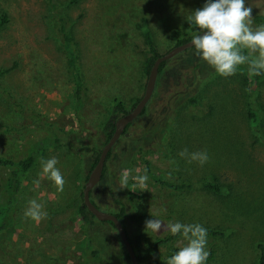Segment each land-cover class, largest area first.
<instances>
[{"label": "rangeland", "instance_id": "obj_1", "mask_svg": "<svg viewBox=\"0 0 264 264\" xmlns=\"http://www.w3.org/2000/svg\"><path fill=\"white\" fill-rule=\"evenodd\" d=\"M67 2L56 0L67 17L72 63L44 0H0L7 20L0 31V156L15 160L27 139H50L23 177L13 228L0 233V264H128L109 224L83 223L77 216L86 167L92 152L102 148L99 132L112 102L129 111L143 94L144 31L163 54L177 40L195 35L187 17L206 0ZM246 5L252 13L264 10V0ZM72 73L81 83L77 113ZM183 93L196 105L177 100ZM248 109L257 114L255 127L247 123ZM185 148L206 151L208 162H188L179 155ZM52 157L66 180L63 192L40 175L41 161ZM105 169L90 191L93 203L117 214V201L135 214L134 222L124 220L127 235H138L147 248L162 241L151 252L154 264H166L186 243L167 231L146 233L145 221L154 218L198 223L219 233L207 237V264H254L256 245L264 246V75L255 82L241 66L224 78L195 51L175 55L156 79L143 113L111 147ZM123 169L132 177L150 171L164 183L188 188L174 191L148 176L145 188L133 187L130 178L128 188L120 189ZM213 178L219 196L200 187ZM32 199L44 205L47 219L37 223L24 217ZM91 245L99 248L100 262L88 256Z\"/></svg>", "mask_w": 264, "mask_h": 264}, {"label": "clouds", "instance_id": "obj_2", "mask_svg": "<svg viewBox=\"0 0 264 264\" xmlns=\"http://www.w3.org/2000/svg\"><path fill=\"white\" fill-rule=\"evenodd\" d=\"M253 21L252 7L246 5V0H206L202 8L187 17V22L198 29V34L192 36L195 55L224 78L236 75L241 66L247 67L250 77L264 75V24L253 27ZM179 155L201 166L209 160L206 151L189 152L185 148ZM58 163L55 157L42 160L40 175L52 181L57 192H63L66 180L57 167ZM130 174V169L122 170L120 189L128 188L130 178L136 182L133 187H146L147 174L134 177ZM34 185L38 188L40 180L34 181ZM24 217L39 223L48 218V213L42 203L32 199ZM145 231L153 234L167 231L186 241L166 260V264H207L210 252L207 248L208 231L204 226L178 221L165 224L154 218L145 221Z\"/></svg>", "mask_w": 264, "mask_h": 264}, {"label": "trees", "instance_id": "obj_3", "mask_svg": "<svg viewBox=\"0 0 264 264\" xmlns=\"http://www.w3.org/2000/svg\"><path fill=\"white\" fill-rule=\"evenodd\" d=\"M78 1L79 0H68L67 5L68 6L75 5ZM44 2L47 4L50 15L52 16L53 21L56 23L58 27L57 29H58L59 36L61 38L62 45L64 49L66 50L70 63H72V53H71L72 38L67 30V26H68L67 17L58 11L56 0H44ZM260 11L261 12L259 13H256V12L252 13V16L254 18L253 25L259 26L261 24H264V10H260ZM6 21H7L6 14L0 12V31L3 30L4 25L6 24ZM189 32L197 34L198 29L194 25H191ZM191 38L192 36H188L186 38L177 40L172 47L182 44L190 40ZM143 42L146 47V57L142 64V72L145 76H147L152 62L154 61L156 57H158L161 54L157 53L148 31H144L143 33ZM186 51H195L194 46ZM166 62L167 61H164L159 65L156 79H159V77L162 75ZM71 75L73 78V97H74L73 111L74 113H77L79 109L81 108V104H82L81 90H80L81 83L75 73H72ZM261 77L262 75L255 76L253 77V79L256 82ZM177 100L184 101L190 106L196 105V100L193 97H191L189 93H183L182 95H179ZM143 111H144V108L142 112L139 114V116L143 113ZM125 113H127V111H125L120 101L116 100L112 102V104L110 105L109 111H108V116L99 132V140H100L99 145L103 146L107 142V140L110 138L113 132L114 121ZM246 119L250 127H255L258 124L257 114L253 110L248 109L246 111ZM129 125L130 124L126 125L120 137L125 133ZM2 128L4 127L3 125L0 124V130H2ZM49 141L50 139L48 138L34 139V140L27 139L25 141V145H24L25 148H24L23 154L19 158L15 160H11V159H6L0 156V170L4 172L3 174L0 175V233L3 231L11 230L13 228V216H14L16 203L18 200V195H19L23 177L34 166L37 159L43 154L44 149L48 145ZM141 146L142 144L137 145L135 147L136 150L140 151L142 148ZM99 151L94 150L92 152L91 158H90L92 161H90L91 163L87 164V167H86L87 172H89L91 168L93 167V165L96 163L98 155H99ZM110 152H111V148L106 155L105 162L109 159ZM105 162H104L101 178H103V176L106 173ZM144 165L146 167L149 166L147 162H145ZM147 173H148L149 178L155 184L166 186L167 188L172 189L174 191H178L183 188H188L187 186H184L182 184L164 183L159 178H157L155 175L150 173V171H147ZM200 187L204 191L211 193L215 196H219L220 194V188H219V185L216 183V178H213V180L202 182L200 184ZM89 198H90L91 203H93L90 193H89ZM114 203L118 205L119 208H118V213L113 214V215L120 221L138 264H154L150 258L151 252L162 241H159L156 244H154L152 248H147L138 235H134L132 238H130L127 235L125 225H124V220H127L129 222H134L137 219V216L135 214H131L127 212L123 204L117 201H114ZM76 213L80 221L83 223L89 224L90 219H94L93 216L86 210V208L82 204L81 193L79 195V204L77 206ZM106 223L112 227L110 222H106ZM207 231H208V235H211V236L219 235V233H214L209 230ZM176 236H179V235H176ZM176 236L171 235L170 238L172 239ZM115 238L121 248V252L123 254L125 261L128 264H130L128 257L126 255V252L124 251L117 236H115ZM256 249L258 251L257 253L258 257L254 264H264V246L258 243L256 245ZM88 256L90 257L92 261H95V262H98V261L100 262L101 260L99 248H93V245H91V249L90 248L88 249ZM210 257H211V253L209 255V258Z\"/></svg>", "mask_w": 264, "mask_h": 264}, {"label": "water", "instance_id": "obj_4", "mask_svg": "<svg viewBox=\"0 0 264 264\" xmlns=\"http://www.w3.org/2000/svg\"><path fill=\"white\" fill-rule=\"evenodd\" d=\"M192 47L193 45L191 38L190 40L182 44L172 47L171 49H169L168 51H166L165 53L159 55L154 59L146 76V81L142 96L129 112L121 115L114 121L113 132L110 138L107 140V142L100 149L97 161L89 171L81 190L82 204L84 205L86 210L93 216L95 220L100 222L111 223L113 229L112 233L113 235L117 236L124 251L126 252L130 264H138V262L133 254L132 248L130 246V243L128 242V239L126 237V234L124 232V229L120 221L113 214L104 212L99 208H97L93 203H91L89 198V193L91 189L101 179L102 170L108 151L114 145V143L119 139L126 125L130 124L136 117L139 116V114L142 112L143 108L145 107L146 103L150 99L151 94L155 87V81H156L159 65L162 62L167 61L172 57H174L175 55L184 52Z\"/></svg>", "mask_w": 264, "mask_h": 264}, {"label": "flooded vegetation", "instance_id": "obj_5", "mask_svg": "<svg viewBox=\"0 0 264 264\" xmlns=\"http://www.w3.org/2000/svg\"><path fill=\"white\" fill-rule=\"evenodd\" d=\"M151 95H152V94H151ZM148 101H149V100H148ZM131 109H132V108H131ZM129 111H130V110H129ZM129 111H127V112H129ZM136 118H137V117H136ZM136 118H135V119H136ZM135 119H134V120H135ZM134 120H133V121H134Z\"/></svg>", "mask_w": 264, "mask_h": 264}]
</instances>
